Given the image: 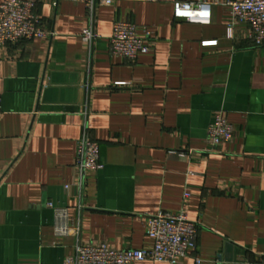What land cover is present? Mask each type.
Here are the masks:
<instances>
[{
	"label": "crops",
	"instance_id": "1",
	"mask_svg": "<svg viewBox=\"0 0 264 264\" xmlns=\"http://www.w3.org/2000/svg\"><path fill=\"white\" fill-rule=\"evenodd\" d=\"M175 1L99 6V37L86 43L84 3L40 0L48 37L0 46V264H65L81 242L151 249L148 217L183 209L200 228L179 264H264V46L228 6L212 5L202 24L176 18ZM116 20L151 27L152 51L111 53ZM219 111L234 137L213 148ZM86 132L105 167L81 185ZM50 202L76 235L54 233Z\"/></svg>",
	"mask_w": 264,
	"mask_h": 264
},
{
	"label": "built area",
	"instance_id": "2",
	"mask_svg": "<svg viewBox=\"0 0 264 264\" xmlns=\"http://www.w3.org/2000/svg\"><path fill=\"white\" fill-rule=\"evenodd\" d=\"M86 5L91 24L82 34L86 43L95 42L99 34L95 29L96 11L99 6H115L117 0H72ZM40 0H7L0 3V46L15 44L20 41H32L48 37L41 15L36 8ZM229 7L236 23L248 26L249 34L257 47L264 46V0H198L174 3V16L194 23L209 24L212 19V5ZM110 50L114 55L134 61L140 54L152 51L156 37L149 26L139 27L131 20H116L109 38ZM207 41L204 44H215ZM122 85V83H117ZM2 98L0 96V111ZM234 137V127L225 111L214 114L208 127V139L213 148H217ZM105 164L101 160L100 143L88 132L77 144L74 162L76 180L83 185L89 171H100ZM69 186L67 185L66 188ZM189 193L185 194V198ZM49 206L55 209L56 235H76L77 229L69 223V212L65 207H58L53 202ZM200 225L189 219L183 209L180 213L160 210L146 221V233L154 241L151 249H116L106 242L79 243L74 255L68 257L65 264H136L153 262L179 264L197 250ZM200 257H195V264H202Z\"/></svg>",
	"mask_w": 264,
	"mask_h": 264
},
{
	"label": "water",
	"instance_id": "3",
	"mask_svg": "<svg viewBox=\"0 0 264 264\" xmlns=\"http://www.w3.org/2000/svg\"><path fill=\"white\" fill-rule=\"evenodd\" d=\"M233 262V261H232Z\"/></svg>",
	"mask_w": 264,
	"mask_h": 264
}]
</instances>
